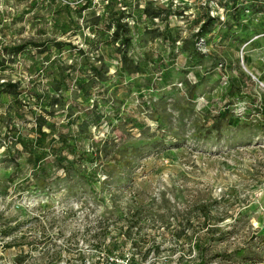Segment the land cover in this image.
Here are the masks:
<instances>
[{"label": "rangeland", "instance_id": "obj_1", "mask_svg": "<svg viewBox=\"0 0 264 264\" xmlns=\"http://www.w3.org/2000/svg\"><path fill=\"white\" fill-rule=\"evenodd\" d=\"M6 227L0 264H264V0H0Z\"/></svg>", "mask_w": 264, "mask_h": 264}, {"label": "trees", "instance_id": "obj_2", "mask_svg": "<svg viewBox=\"0 0 264 264\" xmlns=\"http://www.w3.org/2000/svg\"><path fill=\"white\" fill-rule=\"evenodd\" d=\"M14 86L13 85H9V88H13ZM9 93H12V91H9ZM45 135L42 133L41 134V137L37 138L36 142H40L42 140V138L44 137ZM58 141L57 142H61V143H64L65 142V139L63 137H58L57 139ZM54 146V145H53ZM11 234V228L10 227H6L4 230L0 231V236L2 238L4 237H8L10 236ZM206 260V259H205ZM204 261V259H203ZM12 264H21V259L20 257H17Z\"/></svg>", "mask_w": 264, "mask_h": 264}]
</instances>
